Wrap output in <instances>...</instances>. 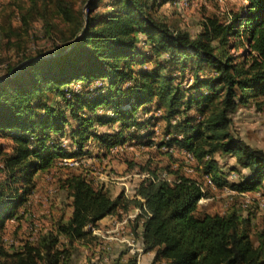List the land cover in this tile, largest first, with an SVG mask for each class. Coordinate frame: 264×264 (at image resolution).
<instances>
[{"label":"trees","instance_id":"obj_1","mask_svg":"<svg viewBox=\"0 0 264 264\" xmlns=\"http://www.w3.org/2000/svg\"><path fill=\"white\" fill-rule=\"evenodd\" d=\"M118 1L123 6L106 16L96 11L98 0L90 1L87 15L72 0H30L21 13L22 26L8 29L11 39L33 27L32 20H39L51 45L34 54L24 52L16 63H8L10 77L0 79V130L12 132L14 139L0 166L6 173L0 178V264H83L75 241L92 232L94 222L131 206L140 209L134 230L143 251H155L154 264L161 260L167 264H264V227L253 237L250 218L237 210L198 212L199 199L207 195L203 183L178 170L171 171L174 178L152 171L138 183L133 196L124 191L113 196L105 183L74 172L65 179L72 197L71 216L20 249L9 251L4 246L5 219L17 216L38 170L48 168L56 156L89 152L84 144L90 137L108 148L129 137H147L142 143L152 144L153 130H139L147 129L154 119H165L168 125L169 137L160 146L191 151L217 185L224 183L217 152L236 157L230 170L249 169L230 183L234 190H251L264 182V149L231 130L239 105L264 93V0H250L247 11L236 14L232 22L210 20L195 36L152 12L157 0ZM55 12L65 27L55 21ZM236 36L245 38L241 41L248 45L240 55L232 53L241 46V41H231ZM12 44L19 51L20 42ZM139 46H151L157 56L166 54L167 65L184 69L190 60L196 64L189 87L176 84L161 63L137 69L136 63L146 58L137 59L144 55ZM206 69L210 73L203 75ZM95 80L104 82L93 89L73 84ZM128 81L132 83L123 87ZM50 90L58 97L53 103L34 101ZM59 99L77 121L71 129L77 145L72 152L52 150L55 145L47 143L52 132L64 131L70 121L65 109L57 107ZM153 103L163 110L160 117L150 114ZM193 108L200 118L190 114ZM99 109L108 112L99 113ZM96 124L109 127L92 130ZM131 262L136 264L137 259Z\"/></svg>","mask_w":264,"mask_h":264},{"label":"rangeland","instance_id":"obj_2","mask_svg":"<svg viewBox=\"0 0 264 264\" xmlns=\"http://www.w3.org/2000/svg\"><path fill=\"white\" fill-rule=\"evenodd\" d=\"M76 8H81L85 14L88 13V6L91 0H72ZM152 2V0H149ZM159 3L156 9L152 10L162 20L166 21L174 28L188 30L192 35L201 32L210 20L218 19L222 23L234 21V16L243 11H247L250 0H157ZM30 5V0H0V79L10 77L6 74L8 63H16L24 52L35 53L36 49L48 48L51 43L41 30V22L33 21L27 32L13 34L9 39L8 29L10 27L20 28L22 26L21 13ZM123 3L118 0H98L96 11L108 16L109 11L120 9ZM54 19L60 27H65L66 23L62 17L54 13ZM244 29V26H242ZM245 38L232 37L231 41L240 42ZM20 42L19 51L12 44ZM144 55H138L137 59H143V63H136L137 69H151L157 63L164 65V73L175 77V83L186 89L193 81V68L196 66L193 62L188 61L186 66L181 68L180 65H167V55H159L152 50L151 46H139ZM248 45L245 40L241 41L238 49L232 50L234 54H242L246 52ZM24 62L18 64L15 70L19 71L20 66ZM209 70L202 71L203 75L209 74ZM104 82V81H103ZM95 80L92 84L88 82H74L75 88L93 89L103 83ZM132 82H126L123 87H127ZM189 91V90H188ZM189 95V92H187ZM55 91H48L47 95L36 97L37 100H47L53 103L55 99ZM58 98V97H57ZM60 100V99H59ZM58 108L65 109L70 121L66 125L64 131L52 132L47 140L49 145H55L52 150L59 151L60 148L66 152L76 150L77 145L73 143L71 136L72 126L77 121L70 115V111L64 107V102L60 100ZM41 111V110H40ZM39 111V112H40ZM108 112L99 109V113ZM163 110H158L156 103L152 104L150 114L160 117ZM190 114L200 118L197 108L190 110ZM142 116V112L139 111ZM147 117V116H146ZM167 121L165 119H154L147 129L139 130V132L152 131V144H144L138 137H129L125 142L118 143L112 147H106L99 143L96 138L90 137L85 141V150L89 151L77 156H56L52 164L42 170H38L35 175V184L33 189L28 193V199L17 209V216L5 219L4 227L1 229V238L4 246L9 250L22 248L27 243H33L38 236L47 230L55 228L60 221H66L72 214L73 206L71 204L72 197L65 187V179L72 173L86 174L94 183H105L111 190L113 196L124 191L127 195L133 196L138 183L155 171L162 176L174 178L175 173L179 172L198 178L205 188L207 195L199 199L197 203V211H210L227 213L237 210L242 216L250 218V230L252 236L255 237L256 232L264 227V182L258 187L238 192L234 190L230 183L239 180L241 175L248 172V168L240 170H230V166L236 162L235 156L221 155L217 152L215 155L222 164V172L219 177L224 183L217 185L212 178L206 175L201 168V164L193 153L185 148L167 147L161 145L160 142L168 139ZM109 125L96 124L92 127L97 130H105ZM231 130L244 138L253 146L264 149V93L250 97L248 103L240 104L236 113L233 114V122ZM13 133L10 131L0 130V166L3 165V159L14 145ZM51 145V146H52ZM50 147V146H49ZM6 176L5 171L0 168V178ZM226 180V181H225ZM21 184V182H17ZM21 191V189H20ZM130 215L131 217H129ZM135 216L128 213L122 219L117 218L118 229L113 233L117 237H128L130 243L139 246V237L134 230V222H130L127 226L129 218ZM93 226L95 230L88 232L85 236L75 241L76 254L78 260L83 264H96V260L103 256L104 264H116L119 257L111 255L110 250L113 249V243L116 239L103 241L93 235L98 227ZM124 228V233L119 234ZM93 233V234H92ZM66 240V237H62ZM126 243V242H125ZM128 246V245H125ZM129 252V247H126ZM131 258H135L137 251L130 249ZM136 264H140L139 260ZM146 264H154L151 260ZM155 264H167L165 260L158 261Z\"/></svg>","mask_w":264,"mask_h":264},{"label":"crops","instance_id":"obj_3","mask_svg":"<svg viewBox=\"0 0 264 264\" xmlns=\"http://www.w3.org/2000/svg\"><path fill=\"white\" fill-rule=\"evenodd\" d=\"M140 212V209H138V207L136 206H131L129 209L125 210L123 208H119L118 210H116L115 212H112L106 216H104L103 218H101L100 220H98V229L96 228V231L94 232L95 236H97L98 238L102 239L103 241H109L112 239H116V241L113 243V249L109 251V253H111V255H117L119 257L118 259V263L116 264H130L129 262H126L127 260H131V248L129 247V252H127L125 245H128V243H130V240L128 237L123 238V237H117L113 232L116 231L119 227L118 224H121L122 222H117V224L115 225V220L117 218L122 219L124 215L131 213L134 214L135 216H133L132 218H129L128 223L126 224L127 226H130L129 223L130 222H134V225L137 222V215ZM129 217H131L130 215H128ZM133 225V226H134ZM143 225H142V219H139L138 221V230H142ZM95 230V229H93ZM119 234L124 233V228H122V231L118 232ZM126 242V243H125ZM141 252L143 253V257L142 258H138V251L135 258L137 259V261L139 260L140 264H146L147 261H152L154 259V255H155V251L154 250H149L147 252L143 251V248L141 247ZM97 264V262H95ZM110 264V263H109Z\"/></svg>","mask_w":264,"mask_h":264},{"label":"built area","instance_id":"obj_4","mask_svg":"<svg viewBox=\"0 0 264 264\" xmlns=\"http://www.w3.org/2000/svg\"><path fill=\"white\" fill-rule=\"evenodd\" d=\"M98 222H94V225H97ZM125 247H131L135 250H138V258H142L143 257V253L141 252V246L137 245L134 241V243H128V246ZM103 256H109V254L103 255ZM103 256H101L99 259H97V264H104L103 263ZM126 262H129L130 264H132L131 260H127Z\"/></svg>","mask_w":264,"mask_h":264},{"label":"bare ground","instance_id":"obj_5","mask_svg":"<svg viewBox=\"0 0 264 264\" xmlns=\"http://www.w3.org/2000/svg\"><path fill=\"white\" fill-rule=\"evenodd\" d=\"M131 248V247H130ZM131 249H133V248H131ZM134 251H138V250H135V249H133Z\"/></svg>","mask_w":264,"mask_h":264}]
</instances>
